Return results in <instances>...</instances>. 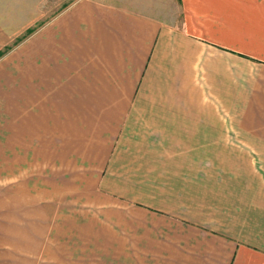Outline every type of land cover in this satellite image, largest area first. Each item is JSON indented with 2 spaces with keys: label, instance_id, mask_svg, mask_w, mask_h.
Listing matches in <instances>:
<instances>
[{
  "label": "crops",
  "instance_id": "obj_1",
  "mask_svg": "<svg viewBox=\"0 0 264 264\" xmlns=\"http://www.w3.org/2000/svg\"><path fill=\"white\" fill-rule=\"evenodd\" d=\"M0 0V264H264V0Z\"/></svg>",
  "mask_w": 264,
  "mask_h": 264
},
{
  "label": "rangeland",
  "instance_id": "obj_2",
  "mask_svg": "<svg viewBox=\"0 0 264 264\" xmlns=\"http://www.w3.org/2000/svg\"><path fill=\"white\" fill-rule=\"evenodd\" d=\"M67 1H68V0H61V2H60V3H57V5L54 6L53 8H54V9L61 8V7L63 6L62 3L67 2ZM134 1H137V2H139V3H143V4L148 5V4H152V2H160V1H162V0H134Z\"/></svg>",
  "mask_w": 264,
  "mask_h": 264
}]
</instances>
